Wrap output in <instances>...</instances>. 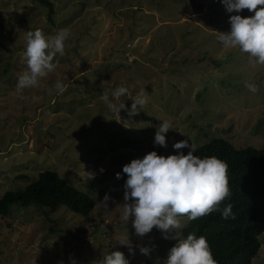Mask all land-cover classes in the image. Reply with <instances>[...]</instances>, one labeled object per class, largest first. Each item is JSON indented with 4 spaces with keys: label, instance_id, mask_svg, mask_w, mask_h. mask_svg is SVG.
<instances>
[{
    "label": "rangeland",
    "instance_id": "rangeland-1",
    "mask_svg": "<svg viewBox=\"0 0 264 264\" xmlns=\"http://www.w3.org/2000/svg\"><path fill=\"white\" fill-rule=\"evenodd\" d=\"M47 1L51 7L42 0H0V200L53 171L96 206L83 217L64 207L53 213L13 204L0 217V264H101L113 250L129 264H165L175 241L155 227L138 236L131 217L122 218L121 168L153 150L174 155L171 145L180 140L195 151L216 139L239 150L264 148V64H250L246 53L216 39L229 31V16L250 17L255 10L228 13L220 0ZM63 28L69 36L53 71L18 90L25 33L39 29L47 36ZM117 86L127 93L112 100ZM141 90L146 102L129 115ZM102 94L125 108L109 111ZM164 120L171 126L166 147L154 146ZM178 221L181 237L189 220ZM127 239L131 254L120 244ZM260 239L253 264H264ZM137 246L148 247L149 255Z\"/></svg>",
    "mask_w": 264,
    "mask_h": 264
},
{
    "label": "clouds",
    "instance_id": "clouds-1",
    "mask_svg": "<svg viewBox=\"0 0 264 264\" xmlns=\"http://www.w3.org/2000/svg\"><path fill=\"white\" fill-rule=\"evenodd\" d=\"M220 3L228 13H239L243 9L255 11L250 17L242 18L239 14L229 16V31L217 33V41L223 47L246 53L250 64H264V0H220ZM68 36L66 28L47 36L39 29L25 33L23 56L26 68L17 78L18 90L36 86L39 78L53 71L56 66L54 56L63 55ZM244 86L250 92L257 91L252 83H245ZM55 88L63 91L60 82H56ZM126 93L125 87L117 86L111 92L112 100ZM100 99L113 113L118 114L125 108L124 103L117 105L108 95L102 94ZM131 101L127 109L129 115L136 113L137 106L145 104L146 96L141 90ZM170 128L167 120L159 124L153 137L154 146L166 147L164 134ZM171 146L177 150L174 155L165 157L153 150L122 166L121 172L126 174L122 186V218L128 221L131 217V225L138 236H144L155 227L162 238L175 241L167 250L165 264H216L205 237L188 234L186 238H181L175 230L181 227L179 216H186L191 221L219 211L222 219L232 217L231 203H226L222 210L218 207L229 196L227 166L215 156L197 157L193 154L195 149L186 140L174 142ZM183 148H189L187 154L180 153ZM116 178H120V173H116ZM108 199L105 195L104 206ZM120 244L127 246L129 254L132 253L128 239ZM137 247L141 254L149 255L148 247ZM101 264H129V260L122 252L113 250L104 255Z\"/></svg>",
    "mask_w": 264,
    "mask_h": 264
},
{
    "label": "trees",
    "instance_id": "trees-1",
    "mask_svg": "<svg viewBox=\"0 0 264 264\" xmlns=\"http://www.w3.org/2000/svg\"><path fill=\"white\" fill-rule=\"evenodd\" d=\"M42 2L52 6L47 0ZM193 154L200 158L215 156L226 164L229 196L218 207L222 210L231 203L232 217L222 219L219 211L210 212L189 221L181 230V237H205L216 264H253L264 235V148L250 146L239 150L224 139H216ZM13 204L35 205L53 213L64 207L83 217L89 216L96 206L89 195L53 171L40 173L23 191L7 192L0 200V217L8 216Z\"/></svg>",
    "mask_w": 264,
    "mask_h": 264
},
{
    "label": "built area",
    "instance_id": "built-area-1",
    "mask_svg": "<svg viewBox=\"0 0 264 264\" xmlns=\"http://www.w3.org/2000/svg\"><path fill=\"white\" fill-rule=\"evenodd\" d=\"M217 1V0H216Z\"/></svg>",
    "mask_w": 264,
    "mask_h": 264
}]
</instances>
